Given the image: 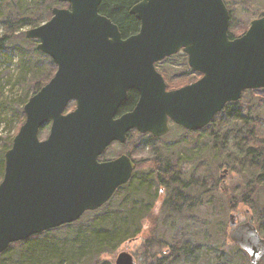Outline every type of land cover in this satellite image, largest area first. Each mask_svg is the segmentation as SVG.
I'll list each match as a JSON object with an SVG mask.
<instances>
[{"label": "water", "instance_id": "water-1", "mask_svg": "<svg viewBox=\"0 0 264 264\" xmlns=\"http://www.w3.org/2000/svg\"><path fill=\"white\" fill-rule=\"evenodd\" d=\"M58 1L68 6L53 7L48 20L24 32L56 70L23 105L24 121L4 153L0 253L105 204L136 165L125 153L99 157L113 142L124 143L129 131L161 137L169 122L196 131L243 91L264 88V15L230 39L223 0H140L129 10L139 29L123 37L99 12L101 0ZM178 51L200 77L167 90L155 63ZM129 90L138 100L118 113ZM72 101L75 107L66 110ZM227 223L230 241L249 264H262L264 237L255 224L238 223L233 213ZM114 264L135 259L121 251Z\"/></svg>", "mask_w": 264, "mask_h": 264}, {"label": "trees", "instance_id": "trees-1", "mask_svg": "<svg viewBox=\"0 0 264 264\" xmlns=\"http://www.w3.org/2000/svg\"><path fill=\"white\" fill-rule=\"evenodd\" d=\"M138 1L140 0H101L99 12L110 18L118 26L122 36L127 37L139 29V21L129 13L130 8ZM67 6L66 3L58 0H0V57L5 58L10 64H15V72L6 79V82H10L15 89L11 96H4V86L0 76V125L4 123L12 127L10 134H0V181L4 171V153L11 146L12 139L25 118L23 105L32 94L49 81L56 70V64L50 56L36 49L38 41L27 38L22 29L38 26L48 20L53 7ZM176 55L183 57L185 73L189 77L195 79L200 76L189 67L187 56L182 51L164 59ZM161 61L155 63L157 70ZM166 79L168 78L165 76L164 80L168 87L171 81ZM244 93L252 94L250 103L252 108L250 113L243 116L242 113L245 111L241 108L242 104H239V100ZM263 94L264 88L245 90L239 100L227 103L211 122L200 130L188 131L172 124L184 133V137L179 142L168 145L165 152L170 155L166 159L165 167L157 168L160 169L162 177H180L182 180L183 175H189V180L182 182L178 189L186 192L187 201L186 198L181 199L180 196L173 198V195L169 194L162 208L165 220H170L167 223L169 228L174 230L173 239L179 241L171 240L170 248H166V251L162 250L161 240L151 241L150 229L149 234L142 241V261L138 264H233L232 259L225 257L222 251L227 244L225 239L217 240L208 250L202 252L199 241H195L194 237L189 235L187 225L178 224L179 221L185 223V218L180 213L182 209L189 208V205L197 207L207 205V193L213 191L212 182L209 186L206 182V177L212 175L207 171L205 157L202 160L198 158L199 153L217 150L213 153L215 156L223 154V150L228 151L230 148V145L224 144V139H230L231 135H234V140L238 141L233 144L235 147L232 146L231 156L226 159L225 165L229 166L230 172L236 173L243 187L238 193L237 202H232V197L235 195L228 193L226 188L219 189V192L223 189L221 193L228 199V203L225 206L224 198L220 193L217 209L222 212L239 204L245 205L251 211L250 221L255 222L259 233L264 230V223H261V220H264V206L256 211L255 202L260 190H264V112L258 109L261 105L264 106V102H261ZM137 99L138 93L129 90L118 113L131 110ZM244 106H247V110L249 105L244 103ZM74 107L75 103L72 101L66 110ZM256 107L258 110L255 109ZM5 112L7 116L4 115ZM249 114L252 116L249 117ZM48 128V123L41 126L39 130L41 139L48 134ZM134 132L139 137H143V146L150 147L151 135L141 134L136 130L129 131L126 141L119 144L122 147L127 145ZM191 134H198L196 144L186 138ZM201 136L204 141L200 146ZM220 138V143H214ZM108 149L109 146L102 154V158H106L104 154ZM192 162H195L193 166ZM191 167H194L192 173ZM152 176L151 168L140 171L135 167L131 178L119 186L101 207L84 212L76 221L10 244L0 253V264H113L102 255L113 253L119 245L141 233L143 222L151 212V202L160 194L159 184L151 182ZM171 191L172 188L169 192ZM176 191L172 192L176 195L178 193ZM190 197L194 199L192 202L189 201ZM212 199L213 196L210 197V201ZM228 245L234 248L231 249L232 251L242 253L248 259L246 252L236 244L230 241ZM152 246H155L154 250L151 249ZM261 261L264 264V256Z\"/></svg>", "mask_w": 264, "mask_h": 264}, {"label": "rangeland", "instance_id": "rangeland-1", "mask_svg": "<svg viewBox=\"0 0 264 264\" xmlns=\"http://www.w3.org/2000/svg\"><path fill=\"white\" fill-rule=\"evenodd\" d=\"M231 16L230 21V32L237 36L243 33L248 25L251 19L256 18L262 14H264V0H225ZM30 27H24L22 31L25 32ZM185 61L182 56L176 55L167 59H164L161 61V63L158 66V70H161L163 75H165L170 80V86L166 88L172 89L174 87L179 88L181 86H184L186 84L192 83L195 80H197L200 76H197L195 79L194 77H189L188 74L185 73ZM15 72V64L9 63L5 58L0 57V76L1 81L4 86L3 94L4 96H11L13 91L15 89L12 88L10 82H6V79L10 74H13ZM161 73V74H162ZM162 75V76H163ZM163 76V78L165 77ZM252 100V94H243L241 99L239 100V104H242L241 108L244 109L243 114L250 113L251 101ZM261 102H264V94L262 95ZM244 103H247L248 108L246 110V107L244 106ZM238 104V105H239ZM256 110H263L264 112V106H260V108ZM5 116H7V112L4 113ZM244 116V115H243ZM246 116V115H245ZM249 117L252 116V114L248 115ZM217 120V119H216ZM14 126V124H13ZM12 131V127L7 126L6 124L2 123L0 125V134L6 135L10 134ZM186 136V135H185ZM184 137V133L175 128L173 125L170 126V132L164 136L163 139L155 140L150 142V147L146 145H142L143 143V137H139L137 133L134 132L132 134V138L129 140V143L122 147L119 143H113L109 146L108 152L104 154V157L106 158H112L119 154L125 153L129 155L136 164V168L140 171H147L151 168V172L153 175H156L160 173L158 166L165 167L166 159H168L170 153H166V149L169 147L168 145L174 144L176 142H179ZM188 140L191 141V143H197L198 134H191L186 136ZM234 135H231L230 139L225 140L224 144L230 145V148L223 150V154L215 156L213 153L216 151H206V152H200L198 155V158L202 160L204 157L206 159V166L207 171L211 173V177H206V182L209 184L212 182L213 191L207 193V205H204L203 207H197L196 205H189V208H185L181 210V214H183V217L185 218V223L182 221L178 222V224L186 226L188 228V233L191 237H194L195 241H199L201 246V251H206L209 249V246L214 244L217 240L225 239L226 243L223 247L222 251L225 257L227 256L228 259H232L233 264H244L249 262V258H245L242 253L232 251L231 249H234L232 246L228 245L230 243L229 239V233L231 231L230 227L228 226V215L230 213H233L236 215V220L238 223L250 221L251 218V211H249V208L245 205L239 204L238 206L232 207L229 210H225L220 212L219 209H217L219 204V198L221 191L223 192V189L219 192V189L226 188L228 190V193L231 192V194L235 195L233 196L232 202L238 201V193L240 190H242L243 183L241 180L237 179V175L235 172L229 171V166L226 164V159L230 157V152H232V146L235 144L238 140H234ZM142 141V142H141ZM204 139L201 136L199 139L200 146L202 145L201 142H203ZM220 143V139H216L214 143ZM235 147V146H234ZM208 154H210L208 156ZM208 156V157H207ZM188 159L186 158V162ZM231 162V161H230ZM195 162H192L194 164ZM193 166V165H192ZM157 168V169H156ZM193 168L191 167V173L193 172ZM167 177V176H166ZM236 177V178H235ZM175 178V177H174ZM198 178H200L198 176ZM189 180V175H183L182 180L176 179L175 182H172V184L169 186L168 189H165L162 194H159L158 198L154 201V204L151 206V212L149 216L144 220L143 227L141 233H139L134 239L125 241L119 247L110 254H104L102 255L103 258L111 261L114 264V260L117 256V254L121 251H128L131 253L135 259V264H138V262L142 261V255H141V244L142 241L147 237L149 234V231L151 229V241L153 240H161L163 244L161 247L162 250L166 251V248H170L171 240L172 241H179V239H173L174 230H171L169 228L168 222L170 220H165V214L162 211V208L164 207V203L167 200V197L169 194L174 196H180L181 199L186 198L187 196L186 192L180 189V192L178 189L181 187L182 182H187ZM212 180V181H211ZM194 181V178H193ZM192 181V182H193ZM241 181V182H240ZM172 188V191L178 192L176 195L174 192L169 190ZM222 194V193H221ZM213 196V199L210 201V197ZM224 198L223 203H225V206H227L228 199ZM190 202H192L194 199L189 198ZM256 202V211L260 210L264 206V190L261 189L260 193L255 197ZM246 210L248 212H246ZM256 213V212H255ZM166 222V224H165ZM255 223V222H253ZM261 223H264V220H261ZM187 234V233H186ZM205 234V235H204ZM262 236H264V230L261 232ZM153 244V243H152ZM180 245V244H179ZM155 246H152L151 249L154 250ZM231 251L232 253H229ZM200 255V254H199ZM235 255V256H233ZM201 256V255H200ZM227 259V260H228Z\"/></svg>", "mask_w": 264, "mask_h": 264}, {"label": "flooded vegetation", "instance_id": "flooded-vegetation-1", "mask_svg": "<svg viewBox=\"0 0 264 264\" xmlns=\"http://www.w3.org/2000/svg\"><path fill=\"white\" fill-rule=\"evenodd\" d=\"M223 2H224V4L226 5V7H227V9H228V12H229V25H228V34H229V38L230 39H233V38H235V37H238V36H240V35H242L247 29H248V27H249V25H250V22H251V20H250V22H249V25H248V27H247V29L243 32V33H241L240 35H237V36H235V35H233L231 32H230V30H229V26H230V21H231V16H230V11H229V8H228V5H227V3H226V1L225 0H223ZM264 14H262V15H260V16H258V17H261V16H263ZM258 17H256V18H258ZM253 19H255V18H253ZM174 89H176V88H174ZM167 90H171V89H168L167 88ZM244 92V91H243ZM242 92V93H243ZM242 95V94H241ZM138 100V99H137ZM137 102V101H136ZM173 123H171V122H169V131H168V133L170 132V126L172 125ZM178 126V125H177ZM181 127V126H180ZM183 128V127H182ZM184 129V128H183ZM186 130V129H185ZM200 130V129H199ZM167 133V134H168ZM167 134H165V135H163V136H161V137H153V136H151V141L153 140V141H155V140H160V139H163L164 138V136H166ZM113 143H118V142H113ZM112 143V144H113ZM111 144V145H112ZM120 155V154H119ZM119 155H117V156H119ZM117 156H115V157H117ZM115 157H112V158H102V155L99 157V160H101V161H104V160H109V159H113V158H115ZM133 160V159H132ZM134 161V160H133ZM135 162V161H134ZM159 171H160V169H159ZM176 179H181L180 177H176V178H172V177H170V176H164V177H162L161 175H160V173H158V174H156V175H153L152 176V178H151V182H153L154 181V183H158L159 184V193L160 194H162L163 192H164V190L165 189H168L169 188V186L172 184V182H175V180ZM154 204V201H152L151 202V206ZM261 235V234H260ZM262 236V235H261ZM262 237H264V236H262Z\"/></svg>", "mask_w": 264, "mask_h": 264}]
</instances>
